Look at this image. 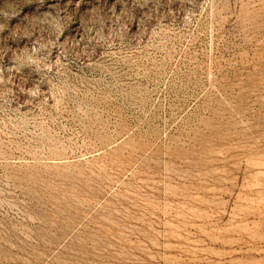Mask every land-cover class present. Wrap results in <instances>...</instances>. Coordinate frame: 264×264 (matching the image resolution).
<instances>
[{"label": "rangeland", "instance_id": "1", "mask_svg": "<svg viewBox=\"0 0 264 264\" xmlns=\"http://www.w3.org/2000/svg\"><path fill=\"white\" fill-rule=\"evenodd\" d=\"M0 264H264V0H0Z\"/></svg>", "mask_w": 264, "mask_h": 264}]
</instances>
